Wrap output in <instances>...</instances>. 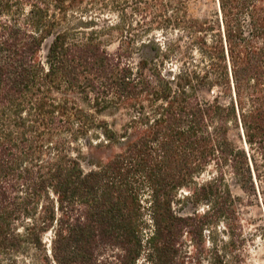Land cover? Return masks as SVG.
I'll return each instance as SVG.
<instances>
[{
	"label": "trees",
	"instance_id": "obj_1",
	"mask_svg": "<svg viewBox=\"0 0 264 264\" xmlns=\"http://www.w3.org/2000/svg\"><path fill=\"white\" fill-rule=\"evenodd\" d=\"M186 3L0 0V264L235 244L227 175L264 191V0Z\"/></svg>",
	"mask_w": 264,
	"mask_h": 264
},
{
	"label": "rangeland",
	"instance_id": "obj_2",
	"mask_svg": "<svg viewBox=\"0 0 264 264\" xmlns=\"http://www.w3.org/2000/svg\"><path fill=\"white\" fill-rule=\"evenodd\" d=\"M215 0H187L188 14L193 17H208L215 9ZM117 42L113 40L107 45L109 51H114ZM202 99H211L216 91L201 88L198 91ZM234 137V131H232ZM83 167L89 166L83 162ZM212 170V169H211ZM208 174L204 173L199 180H205ZM227 182L231 193L235 197L238 210L239 228L233 234L235 244L231 245L230 238L221 231H217L208 241L194 245L186 239L183 250L187 253L186 264H264V191L259 187L256 193L245 192L234 181L232 176L227 175ZM185 191H182L184 194ZM184 212H190L193 208L184 204ZM206 234V232H205ZM48 236H45L47 241ZM188 238V237H187ZM35 264H46L34 261ZM29 260L20 264H34ZM137 264H145L140 260Z\"/></svg>",
	"mask_w": 264,
	"mask_h": 264
}]
</instances>
